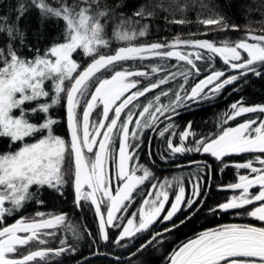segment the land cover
Returning a JSON list of instances; mask_svg holds the SVG:
<instances>
[{
  "label": "snow or ice",
  "instance_id": "1",
  "mask_svg": "<svg viewBox=\"0 0 264 264\" xmlns=\"http://www.w3.org/2000/svg\"><path fill=\"white\" fill-rule=\"evenodd\" d=\"M123 6L117 3L109 7L102 5V0H27L14 5L11 17L0 14V140H7L9 147L19 144L14 150L0 152V221L34 198L43 204L38 199L41 189L62 195L68 173L74 205L94 211L102 240L108 241L109 229L115 228L119 232L113 242L126 247V239L150 232L133 256L163 243L168 234L186 222L173 220L182 206L203 208L204 182L198 170L191 178L187 197L183 180L175 177L151 183L145 192L143 185L155 177L138 160L141 138L145 129H150L162 138L167 134L166 144L172 155L202 151L221 161L225 168L246 170V174L238 173V182L218 186V190H238L239 194L209 211L232 212L264 222V104L246 105L243 98L232 103L230 111L220 117L219 131L201 136L189 146L185 142L196 135L191 131V122L180 133L173 122L178 109L210 101L249 73L264 76V28L260 34L249 29L238 41L177 36L171 41L135 44L149 32V24L141 21L154 13L141 7L125 17L116 12ZM30 8L39 12L42 21L61 25V39L51 41L43 50L35 48L27 57L19 47H28L20 21ZM113 18L118 23L112 38L124 42V46L112 54H101L102 49L111 46L106 27ZM169 23L183 25L187 21L178 18ZM198 23L205 27V34L209 26H213L211 31L239 30L219 15L199 19ZM78 50L90 60L82 70L73 59ZM218 58L224 70L214 67ZM152 60L155 63L144 65L147 70L139 68L138 64ZM173 60L175 63H171ZM229 69L235 74L226 76ZM105 73L110 75L105 77ZM62 101L70 130L67 141L54 134L59 121L50 114ZM31 104L34 106L28 107ZM97 109H101L97 112L101 117L98 122L91 120ZM246 114L255 116L227 126ZM37 115L43 119L34 123L32 118ZM164 121L168 123L158 128ZM177 135L179 144L174 145L172 138ZM241 154L251 158L225 163V158ZM173 181L177 190L170 202ZM66 221V213L37 212L34 217L21 216L10 225L0 226V264H40L50 255L75 251L68 246L19 254L22 246L33 241L45 244L42 237L54 236L51 230L62 225L78 237ZM158 222H168L169 226L153 232ZM166 264H264V226L233 223L202 231L174 247Z\"/></svg>",
  "mask_w": 264,
  "mask_h": 264
},
{
  "label": "trees",
  "instance_id": "2",
  "mask_svg": "<svg viewBox=\"0 0 264 264\" xmlns=\"http://www.w3.org/2000/svg\"><path fill=\"white\" fill-rule=\"evenodd\" d=\"M21 2L27 3V0H0V14H6L11 17L15 12L14 5ZM117 3L124 5L122 8L116 9L117 14L122 12L125 17L132 16L141 7L144 8L145 12L154 13L152 17L141 21L149 24V32L147 36L140 37L134 41L135 44L171 41L177 36L181 39H206L213 42L238 41L249 29L253 30L255 34H260L261 29L264 28V0H102V5L106 4L109 7H113ZM215 15L222 16L224 22L229 25H237L239 30L211 31L210 29L213 26H209V30L205 34L206 29L198 23V20L214 17ZM165 17H167V20ZM178 18H183L187 23L183 25L169 23V21ZM135 19L140 18L135 17ZM117 23L118 21L115 18L109 20L106 27V35L111 39V46L108 49H102L101 54H112L116 48L124 46V42L112 38L113 30ZM20 27L26 33L25 43H27L28 47L25 48L23 44L19 47L27 57L33 55L35 48L43 50L51 41L61 39L59 35L61 25L56 24L54 21H42L39 12L34 8H30L25 13L24 18L20 21ZM73 59L81 65V70L90 63V60L83 57L79 50L73 54ZM150 63H155V60L145 61L144 64H138V66L142 70H147L144 65ZM171 63H175V60L171 61ZM214 67L219 70L225 69L222 60L219 58L215 61ZM230 74H235V72L229 69L226 71V76ZM104 75L107 77L110 73H105ZM200 78H203V76ZM141 79L147 83L146 78ZM154 94L155 92L150 95ZM241 98H243L246 105L264 104V76L257 77L249 73L245 78L233 85L226 86L221 93L210 101L178 109L179 115L173 117V122L176 125L175 131L177 133L182 132L185 130V126L191 122V131L196 135L194 137L190 136L189 140L185 142L186 146H189L194 143L195 139L219 131L221 115L230 111V105ZM140 99L144 101L143 97ZM33 106L34 104H31L28 107ZM82 107L83 105H81ZM100 111L101 109H97L94 112L96 119L101 118L97 115V112ZM50 114L59 121L54 126V134L60 135L67 141L70 138V130L67 125L66 109L63 101L50 110ZM254 116L255 114H246L244 117L237 118L236 121H229L227 126H236L238 123L243 122L244 119ZM42 119V115H37L32 118V121L39 123ZM167 123L168 121H164V124H160L158 128H163ZM166 137L162 138L155 131L145 129L141 138L138 163L146 166L155 177V179L145 182L143 185L145 192L151 183L162 182L165 178L170 179L175 176L178 177L177 179L183 180L187 197L190 191L191 178L199 170L204 182V188L202 189L203 199L206 197L203 208L194 212L199 205L192 208L182 206V210L173 218L175 222L185 220L194 212L183 225L168 234L163 243L153 244L125 261L115 260L106 256H97L84 261L82 264H163L170 250V244L177 239L222 222H230L232 217H236L237 220H234L241 222H249L251 221L250 219L256 221L246 215L238 216L231 212L213 214L209 211L210 208L216 207L219 203L234 195V192L218 190V186L238 182V173L246 174V170L236 169L235 167L225 168L221 161L202 151L172 155L167 148ZM38 138L39 136L35 137V139ZM27 142L32 141L28 140ZM172 142L178 145L179 135L173 137ZM18 146L19 144L17 143L9 147L7 140H0V152L11 151ZM250 158L251 155L249 154L232 155L225 158V163L245 162ZM205 165L208 167L206 168ZM67 167L68 161L66 160ZM65 179L67 183L62 189V195L57 194L52 189H41L38 193V199L42 200L43 204L37 203V198H34L23 209L13 212L11 215H6L5 219L0 221V226L10 225L21 216L34 217L37 212L66 213V223H70L75 228L78 237L74 236L71 230L66 229L62 225L57 228L56 234L45 244L33 241L30 245L22 246L19 249L20 255L39 250V248L56 250L61 247L67 248L71 246L75 251H66L59 256L50 255L46 261H41L40 264H74L80 258L95 251L109 252L117 256L129 255L149 238L151 233L144 232L138 234L130 241L126 239L123 243L127 246L121 247L113 242L117 238L119 230L110 228L109 240H102L99 235L96 214L89 207L78 208L74 205V190L68 173H66ZM256 190L258 189H253V191ZM175 191L176 189L174 190L173 188L170 190V202ZM139 201L140 197H137V203ZM170 202L169 205H166V210L170 206ZM9 206L6 205V207ZM168 226V222H158L152 231H160ZM62 240L65 241L64 244L61 243Z\"/></svg>",
  "mask_w": 264,
  "mask_h": 264
},
{
  "label": "flooded vegetation",
  "instance_id": "3",
  "mask_svg": "<svg viewBox=\"0 0 264 264\" xmlns=\"http://www.w3.org/2000/svg\"><path fill=\"white\" fill-rule=\"evenodd\" d=\"M231 219L232 220L230 222H222V223H219L217 225L210 226V227H207V228L198 230V231H196V232H194V233H192V234H190V235H188L186 237H182L180 239L175 240L174 242H172L170 244V250L167 253L166 257L170 254V252L173 250V248L176 247L178 244H180L183 241H187L188 239L194 238L200 232L205 231V230H212V229H215L217 227H221V226L228 225V224H233V223H235V224H241V225L264 226V222H260V221H257V220L256 221H252V219H250L251 221H249V222H247V221L246 222H241V221H236L237 220L236 217H233ZM234 219H236V220H234ZM166 257H165V260H164L163 264H166Z\"/></svg>",
  "mask_w": 264,
  "mask_h": 264
},
{
  "label": "water",
  "instance_id": "4",
  "mask_svg": "<svg viewBox=\"0 0 264 264\" xmlns=\"http://www.w3.org/2000/svg\"><path fill=\"white\" fill-rule=\"evenodd\" d=\"M207 193H208V191H207ZM206 195H207V194H206ZM205 200H206V197L204 198V201H205ZM198 209H200L199 206H198V208H197L194 212H196ZM194 212H193V213H194ZM193 213H192L190 216H192ZM190 216H189V217H190ZM189 217H188V218H189ZM185 220H187V219H185ZM134 252H136V250H135ZM134 252H132V253H134ZM132 253H130L129 255H126V256H117V255H114V254L109 253V252H99V251H95L94 253L88 254V255H86V256L80 258V259L77 260L74 264H82L84 261H86V260H88V259H91V258H93V257H97V256H106V257H111V258H113V259H115V260L124 261V260H127V259L133 257V255H131Z\"/></svg>",
  "mask_w": 264,
  "mask_h": 264
},
{
  "label": "rangeland",
  "instance_id": "5",
  "mask_svg": "<svg viewBox=\"0 0 264 264\" xmlns=\"http://www.w3.org/2000/svg\"><path fill=\"white\" fill-rule=\"evenodd\" d=\"M111 115V114H110ZM91 120H95V121H99L100 119H96V117H94V113H93V115H92V117H91ZM130 131H131V128H130ZM133 143H135V142H133ZM116 144H117V147L119 146V141H117L116 142ZM174 144V143H173ZM174 145H177V144H174ZM258 164V163H257ZM256 164V166H258L259 167V165H257ZM113 171H114V169H113ZM138 174H140V173H138ZM175 177V176H174ZM173 177V178H174ZM175 178H178V177H175ZM168 180H172V178H170V179H168ZM172 188L175 190H177V186H176V183H175V181H173V186H172ZM234 194H239V191L238 190H236L235 192H234ZM173 196V195H172ZM103 210V209H102ZM232 213V212H231ZM233 214V213H232ZM26 218H27V216H25ZM233 218V217H232ZM51 231H54L55 232V234H56V232H57V228L56 229H53V230H51ZM43 239H45L46 241H48V240H50L51 238H52V236L51 237H42ZM34 242H36V243H38L37 241H34ZM39 249H41V248H39ZM125 261V260H124Z\"/></svg>",
  "mask_w": 264,
  "mask_h": 264
}]
</instances>
